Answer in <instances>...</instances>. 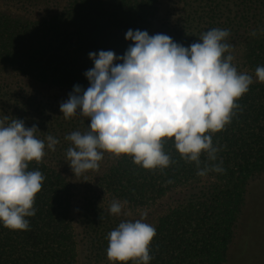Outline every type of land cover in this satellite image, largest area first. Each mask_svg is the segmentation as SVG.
Returning a JSON list of instances; mask_svg holds the SVG:
<instances>
[{"label":"trees","instance_id":"16d2710c","mask_svg":"<svg viewBox=\"0 0 264 264\" xmlns=\"http://www.w3.org/2000/svg\"><path fill=\"white\" fill-rule=\"evenodd\" d=\"M212 28L230 30L232 63L253 77L230 122L208 133L216 160L200 156V169L219 164L224 171L198 176L173 137L164 144L167 168L147 170L131 156L105 152L98 171L74 175L65 137L88 131L90 119L79 112L65 119L59 105L74 85L89 86L88 54L122 56L133 43L125 40L129 29L187 47ZM257 66H264V0H0V119H22L37 126L40 139L59 140L55 151L45 148L42 162L28 163L45 177L36 213L25 218L29 231L0 223V264H117L106 255L108 233L145 212L144 222L156 229L149 264L230 263V245L254 228L264 195V83ZM113 200L127 201L119 216L109 212Z\"/></svg>","mask_w":264,"mask_h":264},{"label":"clouds","instance_id":"9594fccd","mask_svg":"<svg viewBox=\"0 0 264 264\" xmlns=\"http://www.w3.org/2000/svg\"><path fill=\"white\" fill-rule=\"evenodd\" d=\"M229 36L228 29L212 28L185 47L162 33L150 36L129 29L125 40L133 43L122 56L111 50L90 52L94 66L84 73L89 86L74 85L59 105L65 119L77 112L90 119L88 131L65 137L72 145L66 158L73 174L98 171L105 152L131 156L147 170L167 168L171 160L164 144L173 137L181 158L195 162L198 176L223 172L219 164L200 169L201 153L216 160L219 149L208 133L224 129L239 107L236 101L253 83L251 75L238 72L232 63ZM255 76L264 83V66H257ZM8 119H0V223L9 230L29 231L25 218L36 213L33 205L45 177L39 170L29 171L28 163L42 162L45 148L55 151L59 140L50 134L40 139L35 124L26 127L22 119L6 123ZM126 203L113 200L110 214L119 216ZM146 216L122 221L108 233L109 261L149 264L156 229L144 222Z\"/></svg>","mask_w":264,"mask_h":264},{"label":"rangeland","instance_id":"374dc122","mask_svg":"<svg viewBox=\"0 0 264 264\" xmlns=\"http://www.w3.org/2000/svg\"><path fill=\"white\" fill-rule=\"evenodd\" d=\"M259 204L262 209L256 214L254 228L249 233L244 232L234 247L230 245L228 264H264V241L260 238L257 241L258 236L264 234V195ZM243 231L239 228L235 232L240 235Z\"/></svg>","mask_w":264,"mask_h":264}]
</instances>
